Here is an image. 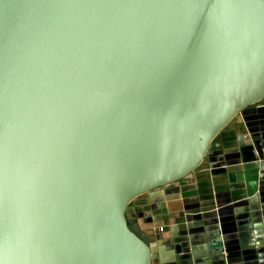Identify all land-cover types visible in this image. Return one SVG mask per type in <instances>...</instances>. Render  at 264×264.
Returning a JSON list of instances; mask_svg holds the SVG:
<instances>
[{"label":"water","instance_id":"water-1","mask_svg":"<svg viewBox=\"0 0 264 264\" xmlns=\"http://www.w3.org/2000/svg\"><path fill=\"white\" fill-rule=\"evenodd\" d=\"M264 100V0H0V264H152L127 218Z\"/></svg>","mask_w":264,"mask_h":264},{"label":"crops","instance_id":"crops-1","mask_svg":"<svg viewBox=\"0 0 264 264\" xmlns=\"http://www.w3.org/2000/svg\"><path fill=\"white\" fill-rule=\"evenodd\" d=\"M126 214L152 264H264V100L234 117L194 172Z\"/></svg>","mask_w":264,"mask_h":264},{"label":"trees","instance_id":"trees-1","mask_svg":"<svg viewBox=\"0 0 264 264\" xmlns=\"http://www.w3.org/2000/svg\"><path fill=\"white\" fill-rule=\"evenodd\" d=\"M127 215V214H126ZM128 218V217H127ZM129 219V218H128Z\"/></svg>","mask_w":264,"mask_h":264}]
</instances>
